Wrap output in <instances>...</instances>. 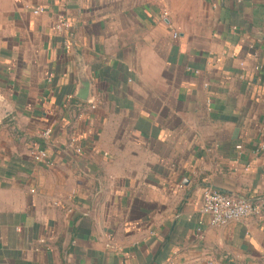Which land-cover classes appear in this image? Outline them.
<instances>
[{
    "label": "crops",
    "instance_id": "1",
    "mask_svg": "<svg viewBox=\"0 0 264 264\" xmlns=\"http://www.w3.org/2000/svg\"><path fill=\"white\" fill-rule=\"evenodd\" d=\"M0 99V264H264V0H0Z\"/></svg>",
    "mask_w": 264,
    "mask_h": 264
},
{
    "label": "built area",
    "instance_id": "2",
    "mask_svg": "<svg viewBox=\"0 0 264 264\" xmlns=\"http://www.w3.org/2000/svg\"><path fill=\"white\" fill-rule=\"evenodd\" d=\"M44 11L43 7H36L35 14ZM168 11L163 10L164 17L168 16ZM71 22L64 16L60 15L55 21V29L57 31H68L71 28ZM177 33L174 36L177 37ZM66 47H71V42L66 41ZM256 70H261V65H256ZM51 130H47L44 135L49 136ZM70 146L74 147L76 152L81 153L82 148L76 143L73 138L70 141ZM33 158L35 161H46L48 159V152L45 149H37L33 151ZM201 212L210 216V223L213 226L226 225L233 221H239L250 217H256L259 220L264 219V194L257 199H248L241 196H236L224 193L214 187H208L204 190L201 199Z\"/></svg>",
    "mask_w": 264,
    "mask_h": 264
},
{
    "label": "water",
    "instance_id": "3",
    "mask_svg": "<svg viewBox=\"0 0 264 264\" xmlns=\"http://www.w3.org/2000/svg\"><path fill=\"white\" fill-rule=\"evenodd\" d=\"M13 111L10 104L5 99H0V117L4 118Z\"/></svg>",
    "mask_w": 264,
    "mask_h": 264
}]
</instances>
